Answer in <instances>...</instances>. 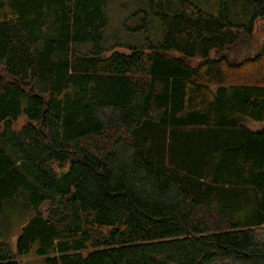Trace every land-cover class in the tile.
I'll return each instance as SVG.
<instances>
[{
	"label": "trees",
	"instance_id": "trees-1",
	"mask_svg": "<svg viewBox=\"0 0 264 264\" xmlns=\"http://www.w3.org/2000/svg\"><path fill=\"white\" fill-rule=\"evenodd\" d=\"M177 1L119 53L108 0H0V264H264V0Z\"/></svg>",
	"mask_w": 264,
	"mask_h": 264
},
{
	"label": "rangeland",
	"instance_id": "rangeland-1",
	"mask_svg": "<svg viewBox=\"0 0 264 264\" xmlns=\"http://www.w3.org/2000/svg\"><path fill=\"white\" fill-rule=\"evenodd\" d=\"M201 11L217 16L225 11L233 25L248 26L251 15L244 11L242 0H189ZM163 6L167 15L179 13L181 6L177 0H108L106 15L108 23L103 29L102 46L108 52L127 53L128 48L156 46L162 41V26L154 10ZM247 13V14H246ZM242 41L237 48L230 49V61L242 63L243 58H253L264 49V23L262 20L253 22L251 30L240 28ZM247 35V36H245ZM91 48V42L83 44ZM77 47V46H76ZM252 69V67H251ZM246 125L253 130L261 129V125L250 121ZM13 150L11 146L8 150ZM14 151V150H13ZM40 258L33 255H22L20 264H41Z\"/></svg>",
	"mask_w": 264,
	"mask_h": 264
}]
</instances>
